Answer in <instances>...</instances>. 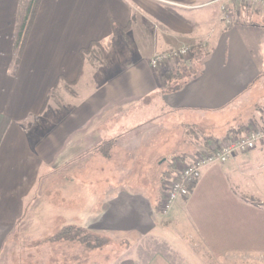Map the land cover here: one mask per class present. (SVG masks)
<instances>
[{
	"label": "crops",
	"instance_id": "1",
	"mask_svg": "<svg viewBox=\"0 0 264 264\" xmlns=\"http://www.w3.org/2000/svg\"><path fill=\"white\" fill-rule=\"evenodd\" d=\"M238 13L228 25L208 0H0V264H220L262 249L235 223L240 209L264 222V139L157 211L170 145L191 158L264 121V15ZM201 42L174 69L150 65ZM72 228L109 240L92 252Z\"/></svg>",
	"mask_w": 264,
	"mask_h": 264
},
{
	"label": "built area",
	"instance_id": "2",
	"mask_svg": "<svg viewBox=\"0 0 264 264\" xmlns=\"http://www.w3.org/2000/svg\"><path fill=\"white\" fill-rule=\"evenodd\" d=\"M216 1L220 3L222 19L228 25L236 22V15L240 11L264 8V0H212L210 2ZM195 49L207 50L208 45L203 42ZM193 51L194 48L190 46L168 49L152 56L150 65L154 68L167 64L173 67L174 62L176 65L190 59ZM262 139H264V121L255 120L241 132L230 130L223 138L197 142L191 158L174 157L170 160L169 171L161 178L158 213L167 215L178 198L188 196L206 166L228 161L237 152L244 153L252 150Z\"/></svg>",
	"mask_w": 264,
	"mask_h": 264
},
{
	"label": "rangeland",
	"instance_id": "3",
	"mask_svg": "<svg viewBox=\"0 0 264 264\" xmlns=\"http://www.w3.org/2000/svg\"><path fill=\"white\" fill-rule=\"evenodd\" d=\"M208 1H212V0H208ZM214 3H217L220 5V3L217 1ZM243 12H246V13L247 12H249V13L257 12L258 14L264 15V8H254V9H251L248 11H241L239 13H243ZM258 14H257V17L260 19V17H259L260 15H258ZM238 16L239 15H236V21L239 20ZM202 43L203 42H201L199 44V46ZM183 46L193 47L194 51L192 52V55L194 52L197 51V49H195V48H197V45H183ZM103 48L95 47L94 49L91 50L90 58L92 57L91 60L93 62L98 63V61L104 57L103 55L106 51L105 50L102 51ZM177 48H179V47H177ZM177 48H172V49H177ZM154 55H156V54H154ZM175 63L176 62H174L173 67L168 66V64H167L166 66H168V68H166V66H160L157 68H154L152 66L151 67L153 69H167L168 70V69H174L175 67H177L180 64L179 63V64L175 65ZM58 100H59V102L61 101V96L58 98ZM172 130H174V129H172ZM188 131H189V128H188ZM165 135H167V134H165ZM196 137L198 138V136H196ZM175 149H176V144L170 145L169 154L165 158H162V160H160V161H162L160 164L162 167H164V168L167 167L168 164L170 163V160H172L174 157H179L180 152L178 150H175ZM240 191L243 193H246L241 188H240ZM262 217H263V214H261V215L248 214L244 211V209H240L237 211V214H236V220L237 221L235 223V234H236L235 237H236V239L238 238V239H241L240 241H242V238L244 237L247 240V242L251 241L252 243H255L253 241H256V243L253 244L251 248H254V245H256V248L261 247L262 249L259 252L257 250L251 249L252 251H250V253L249 252H246V253L241 252V253L235 254L232 258L230 256H220V264L221 263L222 264H264V222L261 221ZM77 230H79L80 232H77ZM74 232H75V236H76V241H80L81 243H85V246L90 247L92 252L94 250H96V247H98L99 245L102 246L104 243L108 242V240H109V238H106L105 236L89 232L88 230L76 228V230H74ZM99 237H100V239L98 240ZM96 239L99 242H96ZM81 243L76 244L77 245L75 247L76 253H78V251H80V252L82 251V249L79 248ZM77 249H78V251H77ZM244 249H246V248H244Z\"/></svg>",
	"mask_w": 264,
	"mask_h": 264
},
{
	"label": "trees",
	"instance_id": "4",
	"mask_svg": "<svg viewBox=\"0 0 264 264\" xmlns=\"http://www.w3.org/2000/svg\"><path fill=\"white\" fill-rule=\"evenodd\" d=\"M191 127H193V126H191Z\"/></svg>",
	"mask_w": 264,
	"mask_h": 264
}]
</instances>
